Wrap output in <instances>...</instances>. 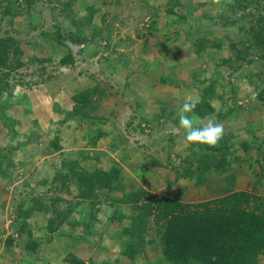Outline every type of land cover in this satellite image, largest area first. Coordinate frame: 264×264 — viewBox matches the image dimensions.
Returning a JSON list of instances; mask_svg holds the SVG:
<instances>
[{
	"label": "rangeland",
	"instance_id": "rangeland-1",
	"mask_svg": "<svg viewBox=\"0 0 264 264\" xmlns=\"http://www.w3.org/2000/svg\"><path fill=\"white\" fill-rule=\"evenodd\" d=\"M263 18L264 0H0V264H171L153 215L146 245L124 251L139 239L136 205L232 193L241 167L264 197ZM86 89L93 101L73 113ZM203 97L215 111L195 112L197 126L223 125L226 172L222 150L189 145L179 127L181 106ZM113 166L122 182L83 197L78 173ZM138 191L149 200H122Z\"/></svg>",
	"mask_w": 264,
	"mask_h": 264
},
{
	"label": "trees",
	"instance_id": "trees-1",
	"mask_svg": "<svg viewBox=\"0 0 264 264\" xmlns=\"http://www.w3.org/2000/svg\"><path fill=\"white\" fill-rule=\"evenodd\" d=\"M254 34L256 43L263 45L264 26L256 30ZM59 40L69 45L61 35ZM0 43L5 46L7 39H0ZM16 50L19 54V48ZM70 60L71 56L62 58L63 63ZM0 63L2 66L8 65L6 53L2 51H0ZM16 65L20 67L22 61L18 59ZM92 91V89L82 90L73 96L75 102L73 113H84L85 107L93 101ZM259 96L264 99L262 95ZM195 102L194 111L198 116L204 117L215 111V107L205 97ZM54 144L56 145L55 142ZM199 146H205L213 151L222 150L221 159L215 166L216 172H226L229 169L230 161L227 158L228 150L225 146ZM202 160L204 161L200 162L197 168L201 171V175H204L210 172L213 166L207 162V156ZM92 175L94 177L89 176L88 173L82 172V175L78 173L82 183L83 197H91L96 193L94 187L99 190L107 184L111 186L114 182L122 180L121 170L115 166L109 170L96 169ZM204 177H199L200 184ZM145 195H147L146 192L138 191L122 200L135 203L139 202L142 196L149 200L150 196ZM156 202L157 204H149L145 208L135 206L139 211L133 215L131 230L138 233L139 239L137 242L124 243V251L131 257H135L137 250L146 245L148 216L153 215L155 221L161 225L160 242L164 258L171 264H264L260 261V257L264 255V197L254 191L237 190L199 202L185 201L183 191H179L172 197L158 198ZM12 239L11 235L7 237L9 243ZM71 262L87 264L84 259L77 256L73 257Z\"/></svg>",
	"mask_w": 264,
	"mask_h": 264
},
{
	"label": "clouds",
	"instance_id": "clouds-1",
	"mask_svg": "<svg viewBox=\"0 0 264 264\" xmlns=\"http://www.w3.org/2000/svg\"><path fill=\"white\" fill-rule=\"evenodd\" d=\"M195 108V100L187 99L179 110V127L184 130L183 139L193 146H216L224 135L223 125L209 120L207 124L197 126L199 117L195 114Z\"/></svg>",
	"mask_w": 264,
	"mask_h": 264
},
{
	"label": "crops",
	"instance_id": "crops-1",
	"mask_svg": "<svg viewBox=\"0 0 264 264\" xmlns=\"http://www.w3.org/2000/svg\"><path fill=\"white\" fill-rule=\"evenodd\" d=\"M196 101V100H195ZM235 172V170L233 171ZM236 173V172H235ZM248 169L247 167H241V171L239 174L236 175V177L234 179H236L237 184L236 185H231L230 183H228L227 179H226V185L223 186V188L226 186L227 189H223V191H227V192H234L236 189L237 190H245V186L247 185V183L249 182V175H248ZM236 190V191H237ZM203 198H199L198 200L200 201H204L202 200Z\"/></svg>",
	"mask_w": 264,
	"mask_h": 264
}]
</instances>
